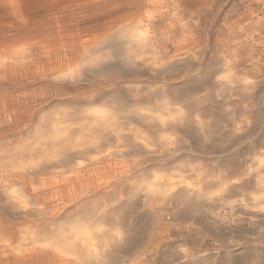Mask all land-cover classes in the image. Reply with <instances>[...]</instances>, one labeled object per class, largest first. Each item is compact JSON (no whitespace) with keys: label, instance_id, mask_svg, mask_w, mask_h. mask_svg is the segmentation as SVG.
<instances>
[{"label":"bare ground","instance_id":"obj_1","mask_svg":"<svg viewBox=\"0 0 264 264\" xmlns=\"http://www.w3.org/2000/svg\"><path fill=\"white\" fill-rule=\"evenodd\" d=\"M153 35L150 23L112 22L50 74L77 84L105 69H137ZM53 38L64 44L62 34ZM193 59L183 46L149 69L183 70ZM147 94L55 104L21 143L5 145L0 206L19 218L33 211L42 224L0 226V264H264V85L233 81L223 62ZM23 113L0 97V118ZM52 167L60 171L42 174ZM34 195L48 207L37 208Z\"/></svg>","mask_w":264,"mask_h":264},{"label":"rangeland","instance_id":"obj_2","mask_svg":"<svg viewBox=\"0 0 264 264\" xmlns=\"http://www.w3.org/2000/svg\"><path fill=\"white\" fill-rule=\"evenodd\" d=\"M9 4L0 0V69L14 66L18 71L0 75V97L24 113L0 118V151L9 142L21 143L34 118L55 104L94 102L123 90L135 100L146 98L149 89L192 83L212 63L227 62L233 81L264 85V0H16L15 12ZM122 20L150 23L154 32L146 52L136 59L137 69H105L77 84L53 80L50 71L74 57L81 40L100 36L110 23ZM57 33L64 37L62 46L53 38ZM183 46L194 54L183 70L156 74L149 69L152 62L175 58ZM239 105L228 106L233 124ZM261 106L249 116H256ZM77 162L87 164V159L69 164ZM59 171L60 167H52L42 174ZM32 199L37 208L48 207L39 196ZM21 217L5 213L0 206L2 227L42 224L33 211ZM257 241L264 242V236Z\"/></svg>","mask_w":264,"mask_h":264}]
</instances>
